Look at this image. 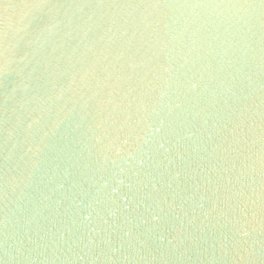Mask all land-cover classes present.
Masks as SVG:
<instances>
[{
    "label": "water",
    "instance_id": "1",
    "mask_svg": "<svg viewBox=\"0 0 264 264\" xmlns=\"http://www.w3.org/2000/svg\"><path fill=\"white\" fill-rule=\"evenodd\" d=\"M0 264H264V0H0Z\"/></svg>",
    "mask_w": 264,
    "mask_h": 264
}]
</instances>
